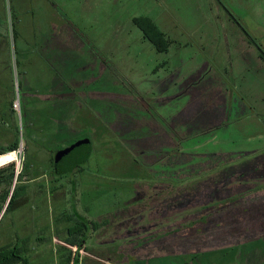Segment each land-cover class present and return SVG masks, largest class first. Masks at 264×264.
<instances>
[{
	"label": "rangeland",
	"instance_id": "1",
	"mask_svg": "<svg viewBox=\"0 0 264 264\" xmlns=\"http://www.w3.org/2000/svg\"><path fill=\"white\" fill-rule=\"evenodd\" d=\"M27 1L0 0L4 107L11 98L16 99L13 106L18 101L22 106L34 102L22 89L25 75L17 50L24 44L13 43V14L16 9L21 12L20 4ZM48 1L55 2L60 13L84 8L85 13H76L81 22L85 20L82 28H99L90 21L100 18L104 0ZM119 3L124 24L131 13L152 19L170 41L169 51L159 53L150 42L142 43L135 26L127 25L134 34L130 37L124 30L120 39L131 44L132 62L131 68H123L121 58H116L123 74L120 87L101 83L90 88L95 89L91 101L84 100L80 115L71 117L77 131L68 125L65 131L55 132L61 122L52 121L48 132L52 146L41 149L42 153L52 157L55 151L88 137L95 147L96 156L75 172L81 176L76 181L78 189L73 190L64 178L34 181L26 176V167L34 165L28 158L34 149L27 144L21 108L13 109L19 128L14 140L23 147L17 149L21 151L18 162L0 167V174H14L0 188L10 191L6 209L15 188L17 192L8 212L0 216L2 253L20 257L18 264H61L63 251L70 249L65 244L68 223L88 220L101 225L85 249L78 251L81 264H264V60L231 17L243 24L240 18L256 10L263 13L264 4L254 7L253 0ZM42 4L35 24L44 27L47 20L38 19L44 15ZM140 5L143 13L136 11ZM43 31L45 35L47 29ZM34 75L39 77L38 70L32 69L25 78L32 82ZM83 125L95 129H83ZM28 181L33 188L41 184L60 190L51 194L47 189L34 205L23 207L19 198L25 191L19 184ZM240 198L241 205L224 211L228 231L239 238L240 245L192 256L186 247L178 248L174 232H191L198 218L208 220L206 214L212 215L213 207ZM28 211L36 223L13 222L20 216L27 222ZM65 213L73 219L67 221Z\"/></svg>",
	"mask_w": 264,
	"mask_h": 264
},
{
	"label": "crops",
	"instance_id": "2",
	"mask_svg": "<svg viewBox=\"0 0 264 264\" xmlns=\"http://www.w3.org/2000/svg\"><path fill=\"white\" fill-rule=\"evenodd\" d=\"M40 1L43 2V7L45 5V9L44 15L38 16V19L47 20L46 25H43L44 27L41 26V23L37 22L35 24L37 13L40 11ZM95 1L98 3L97 0ZM104 2L101 4L104 7L101 8L100 18L94 16L90 21L91 25H98V29L92 27L82 28L85 20L81 22L77 14L82 11L85 13L84 8L79 11L71 9V12L69 11L70 16L69 13H60L56 9L57 5L54 4L55 2L50 3L48 0H28L27 5L22 2L19 8L21 12L16 9L15 14H13L16 20L13 43L15 45L16 42L24 44L17 50L22 60L20 66H22L23 75H25L23 77L22 89L25 95H32L30 99L34 101L33 103H25L23 106L19 101L21 108L20 115L23 117L22 125L26 128V133H28V147L34 149V151H31V155L35 157L46 155L41 152V149H47L52 146L49 143L50 140H48L51 136L49 133H51L52 121L54 124L61 122V126L56 127L55 125V132L65 131L68 125L77 131V127H72L75 123L71 117L80 115L84 100L88 103L91 101V96L93 97L95 91L94 88L90 89L93 85L106 83L113 87H120L123 74L117 69L118 65L116 62L118 60L116 58H121V62L118 61L120 63L119 67L131 68L130 63L132 62L131 44L127 45L126 42L123 43L120 39L124 30L130 37L133 36L134 30L131 28L127 31V25L135 26L137 30L136 35L142 36V43H145V41L150 42L135 23V19H139V16H136L137 13L135 16H133V13L129 14V18L124 24V12L119 11L117 7L121 5L119 0H104ZM253 4L254 7L262 5L264 4V0H253ZM106 5H108L109 10L105 9ZM26 7L29 10L31 9V11L28 12ZM132 7L129 6L131 10ZM136 11L143 13L141 5ZM253 13L250 17L240 19H242L245 27L264 47V12L260 14L256 10ZM43 16L45 18H42ZM30 19L32 20V24L30 23ZM44 28L47 29L45 35L43 33ZM88 29H92V31L90 30L91 34L87 32ZM32 69L38 70L39 77L37 78L34 75L35 80L29 82L25 77L28 73H31ZM40 99L42 100L38 101ZM15 100V98L9 99L7 107H4L2 98L0 97V154L6 152L7 148L13 143H17L14 140V136L19 133V128L18 121L15 118V111L12 107ZM71 100L75 101L71 102ZM76 101H81V103ZM82 128L87 129V126L83 125ZM12 129L15 130L13 131ZM90 129L94 130L95 127L88 126L87 130ZM70 130L72 131L73 129ZM97 130H100V126ZM82 139H89L91 141L88 137L77 139L76 142ZM72 145L67 146L65 149ZM94 149L95 147L92 144V153L84 165L88 164L93 156H96L94 155ZM59 153L57 154V158L59 157ZM67 155L68 161H66L64 166L59 168L60 170H58L57 163H55L54 175L48 176V171H39L36 175L32 176V180H47V177L58 181L66 179L70 181V187L73 190L78 189L77 183L74 185L72 181L79 179L81 176L70 177L71 172L75 170H72L73 162L70 159L71 156ZM47 189L52 194L60 190L53 186ZM69 227L72 226L70 225ZM74 248L77 251L76 247L71 248V250ZM221 250L224 249H220L219 251ZM211 252L215 253L218 251H209V253Z\"/></svg>",
	"mask_w": 264,
	"mask_h": 264
},
{
	"label": "flooded vegetation",
	"instance_id": "3",
	"mask_svg": "<svg viewBox=\"0 0 264 264\" xmlns=\"http://www.w3.org/2000/svg\"><path fill=\"white\" fill-rule=\"evenodd\" d=\"M62 150H64V149H59L55 152L53 151L54 153H53L52 157L48 156L47 153L44 156H37V157H35L34 155L28 156V158L30 157L32 159L34 165L26 167L28 169L26 176L27 177H28V175L30 177L34 176L39 171H48V176H50L51 174L53 175L54 169H55V160L57 158V154ZM72 157L74 159V156L71 155V159H72ZM136 161L139 165L142 164L141 166L145 165L144 162L139 160L138 158H136ZM28 163L29 162H25V165H27ZM85 163L78 164L75 171L71 172L70 177H76L77 176L76 174H78V173H75V172L77 170L80 172V169L82 168V166ZM4 173H6L7 175L0 174V188L3 185L8 184L9 180L11 179V176H13V173H11V172L7 173L5 171ZM31 181L22 183V185L19 184V186L25 191V193L19 198V199H22V206L23 207L28 206V205H30V206L34 205V203H32V202L34 200H36L37 196H42V195L47 194V188L46 187H44V186L42 187V185L40 184V187H37V188L34 187L33 188L32 185H30ZM76 181L77 180L72 181V184L75 185ZM5 193H6V191H1V189H0V206H4V208L6 209L5 205L2 204V197L5 195ZM49 193H51V192L49 191ZM139 202L140 203L143 202L142 196L139 197ZM228 202H231V201L228 200L227 204H228ZM239 202L240 203L243 202L241 200V198L239 199ZM141 206L143 207L144 211H145V209L147 210L146 207H144L143 205H140V207ZM20 207H21V204H20ZM231 207L234 208V205H231ZM227 209H229V208H227ZM227 209L225 211H227ZM3 212H5V210H3L2 213ZM2 213H1V215H2ZM27 213H28L27 214V222L25 221V219L22 220L21 216H20V219H17V221L15 219V220H13V222L14 223H16V222L17 223H36L37 220L32 218L31 212L28 211ZM206 218H208L207 221H204V222L201 221L200 222V220H199L196 224H194L193 229H191V232L190 231H184L182 233L174 232L172 234L173 240L177 239V242L180 245V246H178V248L184 249L186 247L187 250L189 249L187 252L188 255L192 256L193 254L207 253V252L213 251V250L226 249L228 247H232L234 245V243H237V245L239 244V238L236 239V237H234V235L229 233L227 225H226L227 223L225 221H222L223 225H217V223H220L222 217H219V216L212 214V215H207ZM81 221H84V220H81ZM37 240H41V239L37 238ZM182 241H185L186 243L182 242ZM181 242L183 245H181ZM212 244L215 245V246H213V248H206L207 245H212ZM196 246H198L197 247L198 250L194 249V248H196Z\"/></svg>",
	"mask_w": 264,
	"mask_h": 264
},
{
	"label": "trees",
	"instance_id": "4",
	"mask_svg": "<svg viewBox=\"0 0 264 264\" xmlns=\"http://www.w3.org/2000/svg\"><path fill=\"white\" fill-rule=\"evenodd\" d=\"M231 17L234 19L235 23L239 26L240 30L248 40V42L258 49L260 53L261 59L264 60V49L260 43V41L255 38L245 26L238 20L236 17L231 15ZM135 23L140 27V29L143 31L144 36L156 47V50L159 53H167L169 51L170 47V41L167 39L166 34L157 26V24L150 18H141V19H135ZM19 147V143H13L6 152L1 153L0 155H3L7 152L15 151ZM71 159V158H70ZM59 159L57 158L55 160V163H57ZM68 161V160H66ZM66 161L62 163L60 166H64ZM73 162V168L72 170H75L78 164L74 161L73 157L71 159ZM61 163V162H60ZM14 177L11 176V179ZM171 187V186H170ZM165 188V187H164ZM173 190L175 187H173ZM179 189H181L179 187ZM16 188L11 196V199L9 201V205L5 211V214L8 212V209H10V205L14 203V200L16 198ZM9 192H6L5 195L2 197V204L5 205L7 202V199L9 198ZM231 202H223L220 205L221 206H215L213 207L214 211L212 212L214 215L222 217L220 223H217V225H223L222 221H224V211L231 207V205L239 206L241 205L240 202L237 200H229ZM250 203V202H249ZM4 206H0V215L3 211ZM232 208V207H231ZM228 210V209H227ZM211 214V213H210ZM210 214H206L210 215ZM64 217L67 218V221H71L73 217L69 213H65ZM200 219L198 218L197 221ZM70 223H68V226L65 228V244L69 246L70 249H65L63 261L61 264H81V256L79 255L78 251L85 249V244L89 240L91 234L93 231H96L100 227V223L94 222V221H80L79 223H75L74 225L71 224L72 227H69ZM107 224V223H106ZM196 224V223H195ZM76 247L77 251L74 253L71 248ZM19 250V249H18ZM21 251V250H20ZM3 250L0 249V264H18L19 262H22V259L18 256L14 255H6L2 253ZM10 252V251H9ZM13 253V252H12ZM25 262V260H24ZM26 264V262H25Z\"/></svg>",
	"mask_w": 264,
	"mask_h": 264
},
{
	"label": "water",
	"instance_id": "5",
	"mask_svg": "<svg viewBox=\"0 0 264 264\" xmlns=\"http://www.w3.org/2000/svg\"><path fill=\"white\" fill-rule=\"evenodd\" d=\"M91 153H92L91 141L89 139H82L76 142L75 144H73L71 147L59 153V158H58L59 160L57 161V168L58 170H60L59 169L61 167L60 165L68 159L67 154H69L70 156L71 155L74 156V161L77 164H83L89 159ZM59 172L62 173L63 171H59ZM213 246L215 245L213 244L207 245L206 248H213Z\"/></svg>",
	"mask_w": 264,
	"mask_h": 264
},
{
	"label": "built area",
	"instance_id": "6",
	"mask_svg": "<svg viewBox=\"0 0 264 264\" xmlns=\"http://www.w3.org/2000/svg\"><path fill=\"white\" fill-rule=\"evenodd\" d=\"M13 109H16V111H20V102H15L14 106H13ZM21 146L23 147V145L21 144ZM20 146V147H21ZM21 151L20 150H15V151H12V152H8V153H5L3 155H0V158H3L5 157L7 154H14V153H17L19 154ZM19 160L18 159H15V160H9V161H5L3 163L0 164V167H4V166H7L9 164H12V163H15V162H18ZM19 167H17L18 169Z\"/></svg>",
	"mask_w": 264,
	"mask_h": 264
},
{
	"label": "bare ground",
	"instance_id": "7",
	"mask_svg": "<svg viewBox=\"0 0 264 264\" xmlns=\"http://www.w3.org/2000/svg\"><path fill=\"white\" fill-rule=\"evenodd\" d=\"M18 159L19 160V155L17 153L14 154H7L5 157L0 158V164L5 162V161H9V160H15Z\"/></svg>",
	"mask_w": 264,
	"mask_h": 264
}]
</instances>
